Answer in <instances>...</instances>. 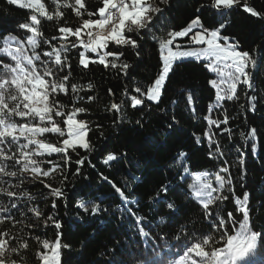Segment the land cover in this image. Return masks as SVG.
<instances>
[{
	"label": "trees",
	"instance_id": "16d2710c",
	"mask_svg": "<svg viewBox=\"0 0 264 264\" xmlns=\"http://www.w3.org/2000/svg\"><path fill=\"white\" fill-rule=\"evenodd\" d=\"M150 2L162 9L154 15L151 30L139 33L124 31L125 36L138 42V48L109 42L107 49L96 54L88 49L85 51L79 41L89 39L88 32L94 36L99 29L82 26L86 20L101 18L89 13H96L103 6V0H82L85 7L81 8V15L76 13L80 6L75 4V0H41L46 15L0 0V60L14 66L16 61L8 55L12 52L21 67L28 70L31 66L25 57L32 58L37 72L49 84H63L65 91L57 90L49 95V102L59 106L64 115L53 116L64 128L69 113L77 108L85 109L75 118L87 123L86 143L91 148L89 151L77 146L74 152L69 149L67 163L62 158L63 153L42 158L44 171L57 166V170L50 172L48 177L33 179L23 173L22 182L21 178H6L17 196L8 198L0 195V206L20 205L19 210H13L19 223L15 226L9 222L0 224V231L7 230L28 244L22 253V264H99L100 260L109 258L116 264H145L153 258H159L162 264H179L182 251L173 246L181 243L183 236L181 241H177L179 228L170 235L169 224L160 219L162 215L167 216L165 204L169 202L180 209L178 219L181 225H186L190 231L195 225V240L190 238L189 242L212 238L211 247H205L209 252L212 248H223L227 235L241 231L240 224L244 218L242 212L237 211L239 205L236 201L243 200L245 193H248L245 205L249 212L248 230L264 232V21L243 10L247 3L264 13V0H240L230 9H216L213 0H168L167 4L161 0ZM31 15H36L39 20L35 25L39 34L18 28L21 23L30 24ZM49 15L53 19H48ZM197 16L209 30L226 21L227 30L222 29L221 35L239 41L238 50L248 52L256 61L255 65L249 63L246 68L251 87L237 83L233 98L217 103L216 89L209 81L216 80L219 84L221 77L209 71L205 66L208 61L180 59L172 64L159 102L148 100L147 93L163 67L161 43L171 38L170 32L186 28ZM63 27L73 31L81 28L80 38L61 33L59 29ZM100 33L104 34L101 29ZM30 38L35 39V48L29 43ZM176 44H180L182 49L196 46L189 44L188 37H184L177 38L168 47L177 50ZM54 49L59 51L62 65L55 63ZM46 52L53 53L52 57L46 56ZM81 52L89 61L88 68L80 65ZM105 52L123 53L118 60L106 57V62L116 63L115 68L111 63L107 67L99 63ZM37 55L39 60L35 59ZM123 64L129 65L126 71ZM45 69L51 71L46 78ZM65 76H68L66 81ZM73 86L77 89L75 92ZM220 87L226 90L227 84ZM136 88L141 92H136ZM189 94L192 96L191 104L188 102ZM133 96L141 99L143 105L133 108ZM253 96L254 100L251 99ZM113 104L119 105L120 111L113 109ZM146 112L151 115L137 124L136 121ZM205 117L220 121V126L209 125ZM10 120L18 125L38 124L37 119L11 117ZM252 129H255L254 137L250 135ZM196 137H200L199 143ZM209 137L213 140L211 146ZM64 139L52 133L42 136L44 143L56 147H62ZM20 143L23 144L22 140ZM12 150L17 151L15 146ZM121 153L127 155L121 164L114 161L103 163L107 155L114 154L119 158ZM78 160H84V163L77 165ZM7 163L9 170L19 172V165ZM77 167L80 168L78 174ZM224 167H227V172L220 171ZM217 174L225 181L230 179L231 184L225 183L221 189L216 181ZM197 179L203 184L211 181L213 187L219 189L213 194L227 197L209 206L212 220L202 217L203 206L196 199L193 183ZM44 184L51 187L46 189ZM113 184L123 192V197L115 191ZM162 184L172 185V190L167 197L161 196L163 203H158L155 197ZM52 188H60L64 197L52 196ZM24 192L31 198L24 196ZM82 192L89 195H81ZM78 203L88 205L89 209L91 204L98 203L102 211L93 216L90 210L84 213L78 209ZM30 209H36L42 215L37 217ZM229 212L232 220L228 219ZM48 216L53 219L48 220ZM137 218H140L139 224ZM221 218L225 221L224 229L216 231L208 226L212 222L218 224ZM56 221L61 223L60 229L55 227ZM161 235H170V238L160 239ZM221 236H224L223 240ZM45 241L48 247L44 246ZM260 244L258 259L264 257V240ZM3 246L4 242L0 240V248ZM113 248L116 249L114 257L111 256ZM11 251L0 254L10 259ZM250 264H257V260L250 261Z\"/></svg>",
	"mask_w": 264,
	"mask_h": 264
},
{
	"label": "snow or ice",
	"instance_id": "6c2138e0",
	"mask_svg": "<svg viewBox=\"0 0 264 264\" xmlns=\"http://www.w3.org/2000/svg\"><path fill=\"white\" fill-rule=\"evenodd\" d=\"M9 5L18 6L23 9H35L36 12L46 15L45 5L41 3V0H36L35 5L28 4L26 6H21L14 2V0H6ZM162 3L167 4L168 0H161ZM240 0H213V6L216 9L224 8L230 9L234 4H239ZM75 4L79 5V8H76L77 15H81V8L85 6L82 3V0H75ZM115 9L116 12L111 10ZM243 10L246 13H250L253 17H260L261 21H264V13L256 11L253 7L249 6L247 3L243 5ZM161 8L155 6L150 0H103V6L100 7L96 13H89V15H99L100 19L96 20H86L82 27L91 28L95 26L99 29H104L106 25H111L107 30L109 35H97L92 36L91 31L88 32L89 42L80 40V44L83 45L85 49L90 50L92 53H97L98 49H107L109 42L114 43L117 46H131L133 48H138V42L131 38L130 36H125V29L128 32L136 31L139 33L141 30H151L150 26L153 23L154 15L160 13ZM199 11V9H197ZM118 13V16L116 15ZM223 15V13H221ZM48 19H53L51 15L48 16ZM31 23H21L18 25L19 29L28 30L34 34L37 33L35 25L39 24V20L36 15L30 16ZM194 29H200L198 31H193ZM226 29V21L219 23V26L214 29H207L200 22V18L197 16L194 20L189 23V25L180 30L170 32L168 35L171 37L165 42L161 43V58L163 61V67L161 73L155 80L153 86L149 89L147 93V99L153 102H159L161 91L163 89L164 83L167 79L169 72L172 69L173 61L180 60L182 58L194 57L197 59L203 58L208 61L205 65L209 71L216 72L221 77L219 84L216 80L209 81L211 87L216 89V102L219 103L223 99H232L235 95V89L237 83L249 84V76L246 72V68L249 63L252 65L256 64V61L252 59L248 52L239 51V41H236L234 38H230L227 35H221V30ZM59 31L63 34H71L76 36L78 39L81 36V28L72 29L68 27L60 28ZM191 33V35H189ZM188 37L189 44L195 45H205L202 48H183L180 44H176V51H173L172 48L168 47L173 45L177 38ZM67 37L65 36V39ZM55 39V37H53ZM47 42V41H46ZM29 43L32 44L33 48L37 46L35 39H29ZM76 47L75 44L72 45ZM67 49H65L66 51ZM167 50V55L164 54ZM56 53L55 63L57 65H62L60 54L58 50H53ZM51 52H46L45 55L49 58L52 57ZM8 55L13 61H16L15 65L4 63L0 60V195L6 196L8 198H14L17 196V193L12 191V184L8 183L6 178H21L23 180V173H32L33 179H36L37 176L48 177L50 172L56 171L57 166L53 167L49 171H44L39 167L41 163L45 161H37L33 159L34 156H44L47 154L51 156L53 153H63L62 157L67 163V151L71 149L73 152L76 151L77 146L91 150L90 146L83 142V138L88 131V125L84 121L76 120V115L85 111L83 108L74 109L73 112L67 115L64 123L67 127V139L62 141V147H56L54 145H49L43 143L42 141L33 140L32 135H43L46 132L56 133L59 136H64V129L60 128L55 121L53 120V114L55 116H62L64 113L60 110V107L54 103L48 101L49 95H52L59 91H65L63 84H47L46 80L39 75L36 70V66L32 58L25 57L27 59L30 69L26 70L21 67L20 61L17 59V56L12 52H8ZM80 65L84 68H88L89 61L84 58V53L81 52ZM123 55L122 52H105L103 56L100 57L99 63L103 64L105 67L108 66V63H111V66L115 68L117 65L114 61L106 62V57L112 56L118 60ZM137 55L139 53L137 52ZM36 60H39L40 57L37 55ZM95 62V61H93ZM123 69L126 71L129 67L128 64H123ZM23 73V79L19 78L20 74ZM51 75V71L45 69L44 76ZM31 76V79H29ZM243 77V80H241ZM64 80H68V76L64 77ZM227 84V89H222L220 85ZM89 88L92 87L91 84L88 85ZM249 87L251 85L249 84ZM13 89H15V94H13ZM37 89H40V92H37ZM50 89V91H49ZM77 89L73 86V91ZM136 92L140 93L141 89L136 88ZM222 92L224 93L222 95ZM143 95V93H141ZM89 100L92 97H88ZM132 107L137 108V106L143 105L141 99H137L135 96L132 98ZM255 99V97H251ZM192 96L189 94L188 102L191 104ZM175 103V102H174ZM34 104L43 105V106H33ZM112 108L116 111H120V106L113 104ZM211 111V106L209 107ZM150 112L142 114L141 119L137 120V124H141V121L145 116H150ZM11 117H20V118H30L31 120L38 119L40 124H31L26 123L23 125H18L12 123ZM208 120L209 125L215 124L216 127L220 126V121L211 120L208 117H205ZM175 121V117H173ZM227 120L225 119L224 123ZM142 126V125H141ZM169 129L172 125L169 124ZM18 133V135L16 134ZM31 134V135H27ZM207 136L208 133H205ZM251 136H255V129H252ZM21 137H24L27 140V143H20ZM77 138L79 143H77ZM197 143L200 142V137H196ZM213 143L211 137H209V146ZM30 144H37V148L29 149ZM13 146L16 147L17 151H13ZM253 152H255V147H253ZM19 153V155H18ZM211 155V153H210ZM127 159L126 153H121L118 158L114 154H109L104 159L103 163L108 164L109 162H116L121 164L123 160ZM12 162V166L19 165V172L9 170V163ZM130 162V161H129ZM47 163H52L47 161ZM77 165H82L84 160L76 161ZM240 163L243 164V159L240 160ZM220 171L227 172V167L222 168ZM80 172V168L77 167V174ZM107 180V177H104ZM183 179V177H181ZM216 181L219 184V187L222 189L225 185L231 184V180L225 181L222 176L219 174L216 175ZM43 184L44 182L41 181ZM5 185H7L5 187ZM117 193L123 197V192L117 188L114 184L112 185ZM44 187L50 188L48 184H44ZM172 190V185L162 184L157 191L155 200L158 203H163L161 196L167 197L169 192ZM206 190V191H205ZM219 189L214 188L211 181L204 183L201 188L195 190V196L199 198L200 203L203 206L202 217L207 220H212L213 213L210 211L209 206L212 205L216 200L224 199L227 197L213 196V192H217ZM24 196H29L27 192L23 193ZM51 195L57 198L64 197V192L60 188H52ZM81 195H89V193L82 192ZM29 198H31L29 196ZM248 200V193L244 194L243 200H237L236 203L239 205L237 211L242 212L244 222L240 224L241 231L236 235H227L225 246L223 248H212L211 252L206 251L205 247H211L212 238H204L200 242H189L190 238L195 240L194 230L195 225H193V230L190 231L187 229L186 225H181L179 222L180 209H178L174 203H166L165 208L167 210V216H161L160 219L165 223L169 224V234L176 233L177 228L180 230V234L176 235L177 241H181V235L183 236V241L173 247H177L182 251L179 264H186L190 261V264H250V261L257 260V264H264V257H259L258 253L261 247V240H264V232L250 231L247 227V222L249 220V212L246 209L245 205ZM20 205L17 203H11L10 206H0V224L5 222L11 223L15 226L19 223L13 214V210H19ZM55 207V203L53 204ZM77 208L82 210L84 213H88L89 210L93 216L99 214L102 209L98 203L91 204L89 209L88 205L78 203ZM30 211L35 212L37 217L41 216L36 209H30ZM106 211V209H104ZM23 215V213H21ZM48 220H52V216H48ZM228 219L232 220V213H228ZM140 218H137V223L139 224ZM209 227L213 228L216 231H220L225 228V221L221 218L219 223L214 222L209 223ZM55 227L57 229L61 228V223L59 221L55 222ZM143 231V229H141ZM147 235V233H144ZM161 235L160 239L170 238ZM224 239V236H221V240ZM0 240L4 242L3 248H0V253L11 251V258L0 254V264H22L23 261V251L28 248V244L22 239L18 240L15 235L10 233L7 230L0 231ZM219 243V241H216ZM44 246L48 247L47 241L44 242ZM105 247L106 246H102ZM171 255H175L171 253ZM103 255V254H102ZM116 255V249L111 250V256ZM99 264H116L115 260L112 258L102 259L99 261ZM123 264V262H121ZM145 264H162L159 258H153L145 262Z\"/></svg>",
	"mask_w": 264,
	"mask_h": 264
},
{
	"label": "rangeland",
	"instance_id": "374dc122",
	"mask_svg": "<svg viewBox=\"0 0 264 264\" xmlns=\"http://www.w3.org/2000/svg\"><path fill=\"white\" fill-rule=\"evenodd\" d=\"M14 2L15 3H17V4H23V3H26V4H31V5H35V3H36V0H14ZM107 26V25H106ZM106 26H105V28H106ZM105 28L104 29H101V32L102 33H105V34H107L108 33V31H105ZM98 35H101V33H100V29H98V30H96V32L94 33V36H97V34ZM93 35V34H92ZM104 35V34H103ZM93 36V37H94ZM86 40H88V39H86ZM85 41V40H84ZM202 47H205V45H196L195 47H192V48H202ZM87 49H85V51H86ZM173 50V49H172ZM183 50V49H182ZM100 51H101V49H98V51H97V53L96 54H100ZM173 51H176V50H173ZM167 55V54H166ZM182 59H197V58H194V57H188V58H182ZM200 59H203V58H200ZM174 62V61H173ZM23 76H24V74L22 73L21 75H20V77L19 78H21V79H23ZM50 76V75H49ZM49 76H45V78L46 77H49ZM29 79H31V76H29ZM46 80V82H47V84H49V81L47 80V79H45ZM37 92H40V89H37ZM13 94H15V91H14V93ZM48 101H49V97H48ZM33 106H43V105H37V104H34ZM20 118V117H19ZM38 120V119H37ZM53 120L55 121V123L60 127V128H62V129H64V131H65V135L64 136H61V137H64L65 139H67L68 138V136H67V127H66V125L64 126V128L63 127H61L60 126V123L58 122V119H55L54 118V116H53ZM31 124H33V123H31ZM38 124H40V121L38 120ZM65 124V123H64ZM33 125H35V124H33ZM47 133H51V132H46V133H44L43 135H45V134H47ZM17 135H18V133H16ZM52 134H56V133H52ZM87 134V133H86ZM27 135H31V134H27ZM43 135H32V139L33 140H36V141H42L43 143H44V141L42 140V136ZM58 135V134H57ZM20 140H22V142L23 143H27V140L24 138V137H21V139ZM83 142H85L86 143V135L84 136V138H83ZM77 143H79V140H78V138H77ZM35 148H37V144H30L29 145V149H35ZM45 156H47V154H45L44 156H34L33 157V159H36L37 161H42V158H44ZM39 167L41 168V169H43L44 170V168L42 167V165L40 164L39 165ZM27 175H29V176H33V174L32 173H26ZM41 177H43V176H37L36 178H41ZM194 183V186H195V190L196 189H198V188H201V186L203 185V183H201V180H199V179H197L195 182H193ZM206 191V190H205ZM212 195L213 196H217V195H214L213 193H212ZM196 199L198 200V201H200L199 200V198H197L196 197ZM217 201L218 200H216L212 205H210V206H213V205H215L216 203H217Z\"/></svg>",
	"mask_w": 264,
	"mask_h": 264
},
{
	"label": "bare ground",
	"instance_id": "6f19581e",
	"mask_svg": "<svg viewBox=\"0 0 264 264\" xmlns=\"http://www.w3.org/2000/svg\"><path fill=\"white\" fill-rule=\"evenodd\" d=\"M111 11H113V10H111ZM116 15L118 16V13H116ZM110 27H111V25H107L106 28H105V31H107ZM85 42H86V40H85ZM88 42H89V40H88Z\"/></svg>",
	"mask_w": 264,
	"mask_h": 264
},
{
	"label": "built area",
	"instance_id": "2783aa9c",
	"mask_svg": "<svg viewBox=\"0 0 264 264\" xmlns=\"http://www.w3.org/2000/svg\"><path fill=\"white\" fill-rule=\"evenodd\" d=\"M112 12H116V10H115V9H113V11H112ZM89 39H90V38H89ZM89 39H88V40H89ZM88 40H86V42H88Z\"/></svg>",
	"mask_w": 264,
	"mask_h": 264
},
{
	"label": "crops",
	"instance_id": "0c3cea01",
	"mask_svg": "<svg viewBox=\"0 0 264 264\" xmlns=\"http://www.w3.org/2000/svg\"><path fill=\"white\" fill-rule=\"evenodd\" d=\"M101 35H103V34H101ZM105 35V34H104Z\"/></svg>",
	"mask_w": 264,
	"mask_h": 264
}]
</instances>
